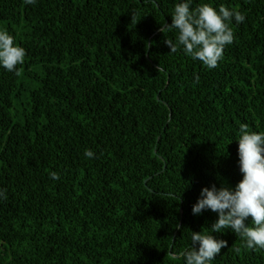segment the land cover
<instances>
[{
    "label": "trees",
    "instance_id": "obj_1",
    "mask_svg": "<svg viewBox=\"0 0 264 264\" xmlns=\"http://www.w3.org/2000/svg\"><path fill=\"white\" fill-rule=\"evenodd\" d=\"M175 2L0 0L26 51L0 69V264H181L169 252L215 222L191 213L201 188L241 179L239 124L264 131V0H193L245 15L211 70L169 53ZM212 235V264H264Z\"/></svg>",
    "mask_w": 264,
    "mask_h": 264
},
{
    "label": "clouds",
    "instance_id": "obj_2",
    "mask_svg": "<svg viewBox=\"0 0 264 264\" xmlns=\"http://www.w3.org/2000/svg\"><path fill=\"white\" fill-rule=\"evenodd\" d=\"M37 2L23 0L25 6H35ZM192 5L193 0H176L170 13L171 23L163 24L159 31L174 35L164 41L169 53L182 52L211 70L223 59L225 47L233 43L230 25L243 23L245 15L224 5L215 8L204 2ZM25 56V49L16 44L7 29H0V69L15 73ZM199 79L196 75L193 82L198 84ZM235 140L241 179L234 187L210 185L201 188L191 207L192 215L211 211L217 218L206 233L189 231L191 247L188 244L182 252H169L181 264H212L221 249L227 247L225 240L215 238L212 233L223 234L226 230L240 240V246L232 249L236 254L242 249L264 250V131H251L247 123H241ZM84 156L91 159L95 154L86 149ZM49 177L53 181L60 179L56 172H50ZM0 198L6 199L3 189H0Z\"/></svg>",
    "mask_w": 264,
    "mask_h": 264
},
{
    "label": "water",
    "instance_id": "obj_3",
    "mask_svg": "<svg viewBox=\"0 0 264 264\" xmlns=\"http://www.w3.org/2000/svg\"><path fill=\"white\" fill-rule=\"evenodd\" d=\"M145 185H146V182H145Z\"/></svg>",
    "mask_w": 264,
    "mask_h": 264
}]
</instances>
